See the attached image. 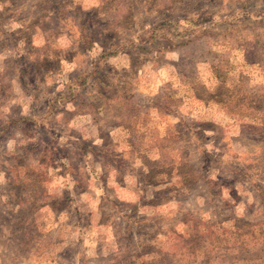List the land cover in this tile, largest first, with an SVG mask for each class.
<instances>
[{"label":"rangeland","instance_id":"1","mask_svg":"<svg viewBox=\"0 0 264 264\" xmlns=\"http://www.w3.org/2000/svg\"><path fill=\"white\" fill-rule=\"evenodd\" d=\"M0 264H264V0H0Z\"/></svg>","mask_w":264,"mask_h":264},{"label":"trees","instance_id":"2","mask_svg":"<svg viewBox=\"0 0 264 264\" xmlns=\"http://www.w3.org/2000/svg\"><path fill=\"white\" fill-rule=\"evenodd\" d=\"M28 26L30 27V26H31V24H30V23H29V24H27L26 28H28ZM29 39H30V37H27V41H29Z\"/></svg>","mask_w":264,"mask_h":264}]
</instances>
